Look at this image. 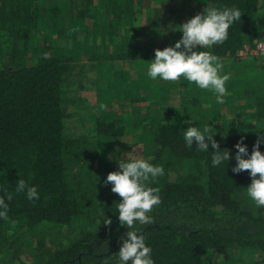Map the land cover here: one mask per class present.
<instances>
[{
  "label": "trees",
  "instance_id": "obj_1",
  "mask_svg": "<svg viewBox=\"0 0 264 264\" xmlns=\"http://www.w3.org/2000/svg\"><path fill=\"white\" fill-rule=\"evenodd\" d=\"M208 5L242 12L227 40L196 49L216 55L222 74H230L223 104L183 77L147 76L154 49L182 35L181 22L158 12L194 11L190 18ZM262 39L264 0H0V198L8 205L0 264H118L128 228L116 212L121 197L103 181L118 170L122 150L135 146L164 168L152 185L161 200L149 213L152 223L136 226L154 264H236L244 257L250 260L241 264H264V208L246 195L248 170L232 172L234 144L243 137L250 154L264 135V54H238ZM79 87L94 95L78 94ZM90 97L96 107L74 119L75 101ZM185 121L216 128L213 138L230 153L225 167L185 145ZM106 144H118L114 158L104 156ZM259 148L264 152V143ZM18 179L35 185L39 198L16 192ZM58 229L61 237L53 234Z\"/></svg>",
  "mask_w": 264,
  "mask_h": 264
},
{
  "label": "clouds",
  "instance_id": "obj_2",
  "mask_svg": "<svg viewBox=\"0 0 264 264\" xmlns=\"http://www.w3.org/2000/svg\"><path fill=\"white\" fill-rule=\"evenodd\" d=\"M241 13L236 6L218 8L208 5L203 13L197 12L188 18L180 24L182 35L173 45L154 49L147 76L160 81H177L183 77L199 89L214 93L216 103L223 104L224 96L227 95L225 84L230 74H222L223 65L216 55L196 49H209L227 40L229 28L240 20ZM185 123L188 125L182 133L185 145L189 148L194 146L200 152H210L211 165L225 167L230 153L227 148H220L213 138L216 128L209 122L203 126L193 125L189 121ZM243 139L241 137L234 144L236 151L232 154L235 159L232 172L248 170L251 182L246 187V195L257 208H264V152L259 148L264 143V135H258L250 154ZM209 145L212 151H209ZM116 160L118 170L110 171L103 183H110L111 192L121 197L116 212L119 223L128 228L119 247L118 264H154L151 247L146 244L144 235L136 226L152 223L149 213L161 202L160 188L152 185L164 175V168L134 155L116 157ZM15 191L23 192L30 201L39 198L37 187L29 186L24 179L17 180ZM11 198V194H7V199ZM7 209L5 199L0 198V219H8ZM100 215L104 224L111 223V218L104 211L101 210Z\"/></svg>",
  "mask_w": 264,
  "mask_h": 264
},
{
  "label": "rangeland",
  "instance_id": "obj_3",
  "mask_svg": "<svg viewBox=\"0 0 264 264\" xmlns=\"http://www.w3.org/2000/svg\"><path fill=\"white\" fill-rule=\"evenodd\" d=\"M46 1L47 0H45V3H46ZM49 3V1L47 2V4H46V6L49 8V10H50V7H51V5L50 4H48ZM45 6V5H44ZM48 10V11H49ZM45 11H46V9H45ZM48 11H46V12H48ZM173 11V10H172ZM172 11H169V12H166V13H164L163 11H159L158 13H159V16H160V18H161V20H163V19H165L166 17H172L174 20H176L177 22H181V23H184L188 18L187 17H189L190 15H192V14H194L193 12L194 11H188V13L187 12H184L185 14L183 15V14H177V13H175V12H172ZM176 11V10H175ZM164 14H163V13ZM198 12H200V10L198 11ZM171 13V14H170ZM83 57V56H82ZM84 58V57H83ZM85 59V58H84ZM124 62H126V61H123L122 62V68L123 69H125V70H127V69H129V67H127V64L126 63H124ZM114 66V64L111 66V68H113V69H115V66ZM110 68V69H111ZM111 71H112V69H111ZM128 72H130V73H132L133 71L132 70H130L129 69V71ZM93 87V86H92ZM114 89V88H113ZM79 92H78V94H89V95H94L93 94V91H96V87L94 88L93 87V91H92V89H90V88H80L79 87ZM111 91H113L112 89H111ZM116 91V90H115ZM229 92H227V94H228ZM95 96H93V98H94ZM93 98L92 97H90V99L88 100L89 101V103L87 102V100H83V99H80L79 100V98H78V101H75V105H74V108L72 109V112L71 113H73V115H72V117L74 118V119H76V115H81V114H84L86 111H89V110H92L93 108H92V105H94L90 100H93ZM118 99V98H117ZM176 97H173V95H172V97H171V105L172 106H176ZM119 101H122L123 103H122V106L124 105V107H125V104H126V100L125 99H118ZM238 101H241V102H243V101H245V99H243L242 97L241 98H238L237 99ZM119 107V108H113V110H115L116 111V114H115V116H119L120 115V110L122 109V110H124L125 108H123V107ZM96 106L94 105V108H95ZM121 108V109H120ZM249 111L250 110V108H246L245 109V111ZM74 111L76 112V114L74 113ZM88 113H90V112H87V114ZM218 114V113H217ZM216 117V116H215ZM218 122H221V123H223V121L224 120H222L221 118H220V116H219V119L217 120ZM82 130H85V128L84 127H82L81 128V130H80V132L81 133H83V131ZM72 131H73V129H72ZM71 131V133H73ZM79 132L77 131V132H75V137H77V134H78ZM81 140H83V138L81 137L80 139H79V141H81ZM106 146H107V148L108 149H105V151H104V156L106 157L107 155L109 156V158L111 157V158H114L113 157V149H115V147H117L118 146V144H115V145H113V146H109V145H107L106 144ZM130 150H131V152L130 151H123L122 150V152H121V154H120V156H121V158H123V157H126V156H128V155H134V156H136V157H138V158H144V159H149L150 157L148 156V154L147 155H143L144 154V151H143V148H142V146H135V147H133V148H130ZM77 168H79V167H77ZM82 170V169H81ZM86 168H84L83 169V174L84 173H86ZM86 179H87V175H86V178H84V180H83V182L84 183H86ZM60 229V228H59ZM54 230L53 231V234H55V232H58V233H60L59 235H60V237H61V230ZM66 234H68L67 233V231H65V230H63ZM70 233V232H69ZM71 234V233H70ZM5 258H6V256H5ZM242 259H244V260H250V257H244V258H241V259H238V262H236V264H241L240 263V261L242 260Z\"/></svg>",
  "mask_w": 264,
  "mask_h": 264
},
{
  "label": "built area",
  "instance_id": "obj_4",
  "mask_svg": "<svg viewBox=\"0 0 264 264\" xmlns=\"http://www.w3.org/2000/svg\"><path fill=\"white\" fill-rule=\"evenodd\" d=\"M264 39L262 40H255L252 46L250 45H243L242 48L239 49L238 54L240 56H247V55H260L264 54Z\"/></svg>",
  "mask_w": 264,
  "mask_h": 264
}]
</instances>
